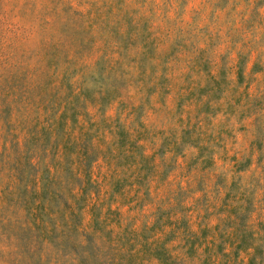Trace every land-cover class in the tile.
I'll return each mask as SVG.
<instances>
[{"label": "rangeland", "instance_id": "obj_1", "mask_svg": "<svg viewBox=\"0 0 264 264\" xmlns=\"http://www.w3.org/2000/svg\"><path fill=\"white\" fill-rule=\"evenodd\" d=\"M71 140L44 233L11 176ZM236 226L264 264V0H0V264H246Z\"/></svg>", "mask_w": 264, "mask_h": 264}, {"label": "trees", "instance_id": "obj_2", "mask_svg": "<svg viewBox=\"0 0 264 264\" xmlns=\"http://www.w3.org/2000/svg\"><path fill=\"white\" fill-rule=\"evenodd\" d=\"M107 91L108 89L104 87L102 84H99L97 88L95 89V82H88L85 78H81L80 81L77 84V90L74 92H69V101L75 104H78L80 102V97L84 99H88L90 101H93L94 103H97L98 105H102L106 101L107 97ZM93 93H96V97L94 98ZM71 111L68 112L66 118L70 120H74V113L75 110L73 107H71ZM62 119V117H61ZM61 119H57V121L50 126V128H44L42 127L40 133L42 135H46L49 131V133H53L54 136L59 135V129L63 128V122ZM112 132L116 134L118 132V142L119 144H123L124 140L126 139L124 132L122 129L118 126H115L112 128ZM67 134H69V131H66ZM81 134V133H80ZM82 147L80 148V159L83 160V176H84V182L83 184H80V193H83L86 185L88 183V160L92 157V154L87 153L85 148L89 145L90 142L88 140L89 133H82ZM80 135L77 134L73 139H76L79 141ZM72 142L66 146V144H62V147L59 150V153L55 156L54 153H51L49 156V160L45 163H43L39 167V172L37 174V177L35 176V170L36 167L33 166V164H30L28 161H23L20 163V165L17 166L15 172L12 173L10 185L11 188L9 191L11 193H14L15 195H19L23 200V209L26 211L27 214H32L31 207L34 209V214H36L37 219L39 220L40 224H36L35 221H32L33 225L35 227H39L43 230L44 233L47 231H52L56 227V221L54 218L50 216V214L47 213V209H51V203L53 200H55V196L58 195V188L57 181L53 179V176H56V172L62 171L64 168L67 169V163L70 161V158L68 156L69 150L72 149V145L74 144L73 140ZM81 143V142H80ZM77 152H74L76 154ZM48 165H51V167L54 168L53 172H50V169ZM56 182V183H55ZM56 184V185H55ZM71 196H73L71 194ZM82 198L81 195L74 201L77 203V201H80ZM36 199V200H35ZM35 200V201H34ZM82 200V199H81ZM63 204H68L66 200H63ZM81 206L82 204H76ZM232 209L236 208L235 205L231 206ZM235 212V209L233 210ZM93 226L97 227V220L94 219ZM261 226V225H260ZM239 228L238 226L234 227V230L236 232V229ZM261 228V227H260ZM263 229V228H261ZM237 233V232H236ZM238 234V233H237ZM247 233H239L238 234V240L236 242L232 243V253L235 255L239 249H246L250 248L251 251L248 254L246 264H258V255L260 252V247L258 242H251L247 241ZM216 250H221V244H216ZM190 248V245L188 246ZM154 253L159 257V251L154 250Z\"/></svg>", "mask_w": 264, "mask_h": 264}]
</instances>
